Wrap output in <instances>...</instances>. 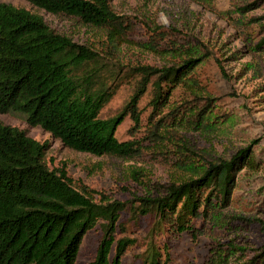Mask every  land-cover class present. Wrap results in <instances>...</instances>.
Returning a JSON list of instances; mask_svg holds the SVG:
<instances>
[{
    "label": "trees",
    "instance_id": "16d2710c",
    "mask_svg": "<svg viewBox=\"0 0 264 264\" xmlns=\"http://www.w3.org/2000/svg\"><path fill=\"white\" fill-rule=\"evenodd\" d=\"M26 1L51 14L106 28L113 43L129 27L111 9L110 0ZM141 45L156 53L164 51L161 54L176 61L157 70L137 68L143 80L127 106L116 116L101 118L100 111L115 89L100 75L105 71L112 77L115 67L53 30L41 15L0 1V113H21L29 125L40 126L76 151L132 158L139 152L140 143L120 140L115 133L127 113L135 125L139 124L137 103L153 71L159 76L153 82L150 104L157 115L177 85L196 95L191 74L201 61L194 57L191 47L177 46L172 40L164 47L154 39ZM256 47L264 49V37ZM89 64L96 70H84ZM209 111V107L206 111L189 107L181 114L176 110L172 119L176 126L194 127L209 119ZM160 121L162 118L147 134L154 141L165 138L159 128L164 130L167 124ZM47 147L48 143L0 120V264H75L84 235L96 225H101V240L95 256L85 264H121L127 247L134 243L132 238L116 237L120 212L128 202L93 200L85 187L78 189L73 184L65 168L47 166ZM254 162L250 143L229 159L188 166L192 169L189 177L171 181L156 194L139 197L134 212L153 214L155 233L170 230L194 234L193 220L212 214L216 204L228 205L237 172L245 167L254 169ZM141 262L165 263L153 242L142 252ZM206 264H264V244L257 249L244 236L230 238L213 249Z\"/></svg>",
    "mask_w": 264,
    "mask_h": 264
},
{
    "label": "rangeland",
    "instance_id": "374dc122",
    "mask_svg": "<svg viewBox=\"0 0 264 264\" xmlns=\"http://www.w3.org/2000/svg\"><path fill=\"white\" fill-rule=\"evenodd\" d=\"M0 1L41 15L53 30L115 67L112 77L105 71L100 75L115 89L100 111L101 118L116 116L127 106L143 80L137 68L157 70L176 61L161 54L164 51L144 49L142 42L154 39L164 47L172 40L177 46L191 47L194 57L201 58L191 74L196 95L177 85L157 115L150 104L153 82L159 76L153 71L137 103L139 124L127 113L115 133L120 140L140 143L132 158L76 151L40 126L29 125L25 115L0 113L5 124L48 143L47 166L65 168L73 184L78 189L85 187L93 200L128 202L120 212L116 237L132 238L134 243L127 247L121 264H142L141 254L151 242L160 248L164 264H206L214 248L236 236H244L257 249L264 244V49L256 47L264 37V0H110L111 9L129 26L115 43L106 28L51 14L26 0ZM248 5L255 6L243 12ZM98 68L103 69L101 64ZM91 69H95L93 64L84 68ZM189 107L202 111L209 107V119L194 127L176 126L173 114ZM160 118V123L167 124L164 130L159 128L165 138L154 141L147 134ZM250 143L255 168L237 172L229 204H216L212 214L194 219V234L155 233V216L134 212L139 197L156 194L171 181L189 177L192 169L188 166L229 159ZM101 236V225L84 235L75 264L93 259Z\"/></svg>",
    "mask_w": 264,
    "mask_h": 264
}]
</instances>
